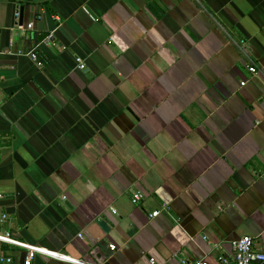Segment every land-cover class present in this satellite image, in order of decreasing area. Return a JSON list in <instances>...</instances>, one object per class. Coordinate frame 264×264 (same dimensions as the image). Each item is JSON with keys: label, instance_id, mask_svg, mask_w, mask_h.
I'll list each match as a JSON object with an SVG mask.
<instances>
[{"label": "crops", "instance_id": "1", "mask_svg": "<svg viewBox=\"0 0 264 264\" xmlns=\"http://www.w3.org/2000/svg\"><path fill=\"white\" fill-rule=\"evenodd\" d=\"M0 132L20 239L90 264L264 251V0H0Z\"/></svg>", "mask_w": 264, "mask_h": 264}, {"label": "built area", "instance_id": "2", "mask_svg": "<svg viewBox=\"0 0 264 264\" xmlns=\"http://www.w3.org/2000/svg\"><path fill=\"white\" fill-rule=\"evenodd\" d=\"M20 12H16V18L19 19ZM29 27L33 28V23L29 24ZM48 42H54V33L47 35ZM19 54H27L34 60L38 61V56L35 52H25L23 50L18 51ZM79 61H82L79 59ZM40 63V62H38ZM86 65L80 62V68L84 69ZM249 70L256 74L258 69L250 65ZM2 133L0 132V138ZM264 178V171L262 172ZM3 193L0 192V199L3 198ZM143 198L141 193H135L133 196V202L137 203ZM166 209L170 207L165 205ZM161 210H156L151 213V217L159 216ZM9 214L0 208V264H15V256L10 251L12 249H21L25 251L24 264H32L33 260L37 256H45L52 259L68 262L72 264H90L81 258H75L65 252L52 250L37 244L27 242L18 238L13 231L7 226L9 222ZM254 238L251 235H244L234 242V251L230 254L221 253L219 256L220 264H264V251L258 250L254 245ZM114 249L116 246H112ZM154 264L155 259H151ZM192 264H209L205 259H197Z\"/></svg>", "mask_w": 264, "mask_h": 264}, {"label": "water", "instance_id": "3", "mask_svg": "<svg viewBox=\"0 0 264 264\" xmlns=\"http://www.w3.org/2000/svg\"><path fill=\"white\" fill-rule=\"evenodd\" d=\"M19 12H20V17H19V20H20V25H23V22H24V9L23 8H21L20 10H19ZM46 36V34L44 35V37ZM100 226L106 231V232H110V230H111V228H112V226H111V224H110V221H109V219H102V220H100Z\"/></svg>", "mask_w": 264, "mask_h": 264}]
</instances>
